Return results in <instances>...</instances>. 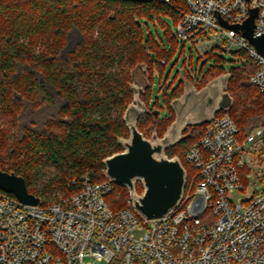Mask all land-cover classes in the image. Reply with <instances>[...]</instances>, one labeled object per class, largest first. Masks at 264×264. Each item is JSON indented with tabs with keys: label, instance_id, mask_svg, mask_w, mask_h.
Returning a JSON list of instances; mask_svg holds the SVG:
<instances>
[{
	"label": "trees",
	"instance_id": "trees-1",
	"mask_svg": "<svg viewBox=\"0 0 264 264\" xmlns=\"http://www.w3.org/2000/svg\"><path fill=\"white\" fill-rule=\"evenodd\" d=\"M184 12L182 0H0V114L16 129L9 160L0 161V170L22 177L27 192L43 205L72 193L68 183L74 178L87 175L93 182L105 181L103 160L122 152L117 140L129 136L123 115L133 99L131 71L144 64L150 87L154 65L161 72L171 56L154 41L148 24H162V17H170L176 26ZM74 33L77 41L67 50ZM168 39L173 48L178 46L175 37ZM255 70L247 61L228 71L227 92L233 99L228 114L241 137L264 122V93L249 83ZM222 74L211 68L204 75L209 82ZM183 78L196 89L207 83L198 85L201 79L188 73ZM149 87L140 95L149 109L137 122L140 132L143 117L167 128L174 120L170 102L183 91L180 80L170 95H163L169 113L159 119L158 104L149 107ZM203 128L187 127L184 139L165 152L177 157L187 173L191 167L184 162V152ZM41 167H49L52 175L37 183ZM117 190L118 199L110 204ZM126 198L127 190L113 184L106 202L115 212L128 206Z\"/></svg>",
	"mask_w": 264,
	"mask_h": 264
},
{
	"label": "built area",
	"instance_id": "built-area-1",
	"mask_svg": "<svg viewBox=\"0 0 264 264\" xmlns=\"http://www.w3.org/2000/svg\"><path fill=\"white\" fill-rule=\"evenodd\" d=\"M182 1L174 37L196 49L236 45L256 65L249 83L264 93V57L220 23L241 25L256 9L253 36H263L264 0ZM228 111L185 150L191 171L180 205L166 216L145 220L129 198L112 211L106 175L72 179V193L48 205L0 191V264H264V122L241 137Z\"/></svg>",
	"mask_w": 264,
	"mask_h": 264
},
{
	"label": "water",
	"instance_id": "water-1",
	"mask_svg": "<svg viewBox=\"0 0 264 264\" xmlns=\"http://www.w3.org/2000/svg\"><path fill=\"white\" fill-rule=\"evenodd\" d=\"M127 1L144 3L146 0ZM256 16L257 10L254 9L241 25L231 26L223 21L220 23L247 39L256 52L264 57V35L253 36ZM146 73L147 67L144 64L136 65L131 71L130 89L133 99L123 115L129 136L118 138L122 152L105 158L103 165L105 175L113 184L127 190L131 206L145 220H152L175 210L182 201L185 188V168L177 157L169 158L165 152L184 139L183 131L187 127L204 125L219 111L230 110L233 99L227 92L229 73L213 78L200 89L183 78L182 94L169 105L174 120L161 137L153 133L151 138H146L137 128L140 117L149 113L145 103L140 100V95L149 87ZM137 183L142 188L140 193L136 189ZM0 191L26 205L35 206L39 203L37 197L27 192L23 178L14 173L0 170Z\"/></svg>",
	"mask_w": 264,
	"mask_h": 264
},
{
	"label": "rangeland",
	"instance_id": "rangeland-1",
	"mask_svg": "<svg viewBox=\"0 0 264 264\" xmlns=\"http://www.w3.org/2000/svg\"><path fill=\"white\" fill-rule=\"evenodd\" d=\"M161 22L162 24L155 25L149 23L148 30L154 34V41L156 43L159 42L161 48L166 52H171V56L164 67H162L161 72L157 69L156 65H154L148 90V97L149 107L156 102L160 108L158 115L159 119H166L169 111L165 107L163 95H170L172 90L180 86V80L183 79L186 73H188L190 77L192 76L193 78L201 79L198 81V85H202V83L205 81L207 82L210 79L209 77H205L204 74H206L211 68H216L227 73L232 68H241L247 62L243 55L240 54L241 52L239 48L236 45L230 46L229 42L223 43L220 48H215L213 45L209 47L201 45L199 49H196L192 44L179 42L178 46L173 48L168 37H174V21L170 17H162ZM77 38V34H72L67 50L73 48ZM156 62L157 59L155 58L154 64ZM142 119L143 121L140 123L142 125L140 130L146 138H151L153 133L161 136L166 129L165 123L161 126H157L152 125L147 118L144 119L143 117ZM171 119H173V116L169 114L168 120L170 121ZM0 132L2 133L0 140V161L7 162V160H9L8 155L12 147V142L14 141L16 129L12 125V120L1 114ZM40 173L41 176L39 179H36V182L44 183L51 177L52 170L49 167H41ZM137 190H141L140 185H138ZM118 194L119 191L117 190L114 198L111 195L112 198H109L110 204H113V202L118 199ZM60 196L63 197V195H60L59 193L56 194V197L59 198ZM125 204H128V198H126Z\"/></svg>",
	"mask_w": 264,
	"mask_h": 264
}]
</instances>
